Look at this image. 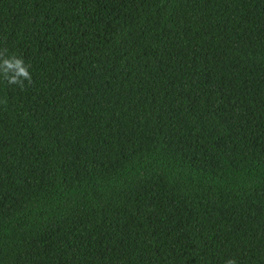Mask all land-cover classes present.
Returning a JSON list of instances; mask_svg holds the SVG:
<instances>
[{
	"label": "trees",
	"instance_id": "obj_1",
	"mask_svg": "<svg viewBox=\"0 0 264 264\" xmlns=\"http://www.w3.org/2000/svg\"><path fill=\"white\" fill-rule=\"evenodd\" d=\"M5 48L0 264H264V0H0Z\"/></svg>",
	"mask_w": 264,
	"mask_h": 264
},
{
	"label": "clouds",
	"instance_id": "obj_2",
	"mask_svg": "<svg viewBox=\"0 0 264 264\" xmlns=\"http://www.w3.org/2000/svg\"><path fill=\"white\" fill-rule=\"evenodd\" d=\"M7 49H0V76L3 77L8 84L18 85L20 88L25 87V81L28 84L32 82V74L30 65L26 64L23 58L12 55H6ZM5 105L7 101H4ZM225 264H237L235 258H229Z\"/></svg>",
	"mask_w": 264,
	"mask_h": 264
}]
</instances>
